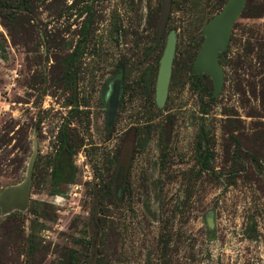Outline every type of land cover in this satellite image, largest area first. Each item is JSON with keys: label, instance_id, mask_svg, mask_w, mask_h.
Returning a JSON list of instances; mask_svg holds the SVG:
<instances>
[{"label": "rangeland", "instance_id": "rangeland-1", "mask_svg": "<svg viewBox=\"0 0 264 264\" xmlns=\"http://www.w3.org/2000/svg\"><path fill=\"white\" fill-rule=\"evenodd\" d=\"M4 1L0 196L33 161L25 208L0 198V264H264V0H246L219 53L216 97L191 56L227 0ZM60 130L74 141L69 184L52 177L68 160ZM201 130L208 170L197 161Z\"/></svg>", "mask_w": 264, "mask_h": 264}, {"label": "water", "instance_id": "water-1", "mask_svg": "<svg viewBox=\"0 0 264 264\" xmlns=\"http://www.w3.org/2000/svg\"><path fill=\"white\" fill-rule=\"evenodd\" d=\"M245 3L246 0H227L222 10L211 18L202 28L204 40L193 64V72L195 74H207L211 78L212 97H216L219 94L224 83V74L218 55L227 47L230 41L232 28L238 17L241 15ZM175 49L176 34L174 31H170L167 35L165 46L159 59L155 82L154 101L158 109L163 108L167 100ZM119 92L120 84L117 81L113 85V91L110 98L108 124H110L114 113V107ZM36 151L37 144L34 142L33 157L36 155ZM32 161L30 162L25 182L21 186L5 190L0 196L2 200H6L8 203L17 204L19 207L25 208L30 186ZM117 193H119V189L117 190Z\"/></svg>", "mask_w": 264, "mask_h": 264}, {"label": "trees", "instance_id": "trees-1", "mask_svg": "<svg viewBox=\"0 0 264 264\" xmlns=\"http://www.w3.org/2000/svg\"><path fill=\"white\" fill-rule=\"evenodd\" d=\"M25 2H28L29 0H23ZM7 2L4 0H0V8L4 7ZM8 6V5H7ZM86 25L83 27V30L80 31L79 33V44L84 42V37L88 34L86 32ZM85 29V30H84ZM200 45H198L195 50L193 55L191 56V61L195 62V59L200 51ZM219 62H220V54L218 55ZM192 75L194 76L195 79H197L200 75L195 74L193 72V67H192ZM212 94V93H211ZM199 142L197 144V149L198 151V158L197 161L200 164V167L202 170H208L209 169V164H210V157H211V151L208 147L207 140H206V133L204 130H201L199 133ZM72 138L68 135V132L66 130H60L57 136V142L61 146V148L66 149L67 152V157L68 160L66 162H56L54 164L53 170H52V177L56 184H59L61 182L69 184L72 182L75 173H76V166L74 162L71 160V157L74 154V149H73V140ZM97 263L100 264V260H97Z\"/></svg>", "mask_w": 264, "mask_h": 264}]
</instances>
